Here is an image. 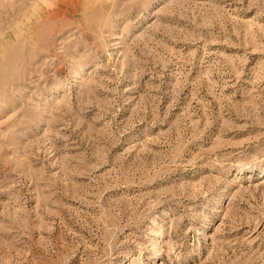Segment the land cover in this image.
<instances>
[{
  "label": "rangeland",
  "instance_id": "1",
  "mask_svg": "<svg viewBox=\"0 0 264 264\" xmlns=\"http://www.w3.org/2000/svg\"><path fill=\"white\" fill-rule=\"evenodd\" d=\"M0 264H264V0H0Z\"/></svg>",
  "mask_w": 264,
  "mask_h": 264
},
{
  "label": "bare ground",
  "instance_id": "2",
  "mask_svg": "<svg viewBox=\"0 0 264 264\" xmlns=\"http://www.w3.org/2000/svg\"><path fill=\"white\" fill-rule=\"evenodd\" d=\"M79 3V2H78Z\"/></svg>",
  "mask_w": 264,
  "mask_h": 264
}]
</instances>
